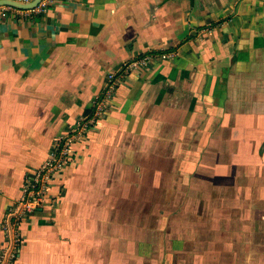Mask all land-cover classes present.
Instances as JSON below:
<instances>
[{
    "label": "crops",
    "instance_id": "obj_1",
    "mask_svg": "<svg viewBox=\"0 0 264 264\" xmlns=\"http://www.w3.org/2000/svg\"><path fill=\"white\" fill-rule=\"evenodd\" d=\"M110 73L126 74L23 223L19 264H154L157 190L196 208L185 264H264L247 241L264 237V0H52L1 18L0 245L25 177Z\"/></svg>",
    "mask_w": 264,
    "mask_h": 264
},
{
    "label": "built area",
    "instance_id": "obj_2",
    "mask_svg": "<svg viewBox=\"0 0 264 264\" xmlns=\"http://www.w3.org/2000/svg\"><path fill=\"white\" fill-rule=\"evenodd\" d=\"M33 0H17L21 4H29ZM52 0H41L33 9H20L11 5H0V19L23 11L43 13L48 10ZM163 55V58H166ZM150 57L144 58L146 62ZM136 62L125 64L124 71ZM120 77V78H118ZM122 74L110 73L107 85L94 102L92 112L76 121L71 129L59 136L49 151L47 159L37 169L31 171L24 180L21 195L8 208L1 222L3 241L0 245V264H19L24 239L22 225L31 218L45 202L52 187L54 176L68 165L73 147L95 129L98 120L102 118L114 93L116 92Z\"/></svg>",
    "mask_w": 264,
    "mask_h": 264
},
{
    "label": "rangeland",
    "instance_id": "obj_3",
    "mask_svg": "<svg viewBox=\"0 0 264 264\" xmlns=\"http://www.w3.org/2000/svg\"><path fill=\"white\" fill-rule=\"evenodd\" d=\"M163 55H166V58H163ZM169 57L168 54H160V58L162 59H167ZM144 64L146 63L144 60H141ZM135 65H131L129 68H127L125 70V72H127L128 70H130L132 67H134ZM124 72V71H123ZM121 74V73H120ZM126 73H124L123 75H125ZM120 78V77H118ZM121 81H123V77L120 79ZM110 106H107L106 110ZM104 116V114L102 115V117ZM207 170L204 171V173ZM161 178L163 176H160ZM178 180V177H177ZM178 183L181 182V180L179 179L177 181ZM185 197H182V195L180 194V192L177 191H158L156 192V202L159 205V207L157 208V220L154 224L155 230L156 232V240H154V242H152V240H145L148 241L146 242L147 246L149 247H156L155 248V252L154 253H149V260H154L153 263L154 264H185L184 259L185 256H188V258H190L189 255H186V253L184 251L180 252L179 248H181V239L184 238L188 241L187 243L190 246H194L196 247L197 245H195V243L197 242V240H193L188 238V236L191 233V227L193 226V224L191 225L190 229L188 231H185L186 226L188 225L187 222L183 221L182 219H180V217L184 216L183 214L193 210V212H195L196 208H190L188 206L182 205V202L184 201ZM170 204V205H169ZM170 206V207H169ZM248 208V207H247ZM248 210V209H247ZM159 211H161L162 213H165L167 215H169V213L171 214V216H167V218H164L163 215H160ZM240 212L237 213V216H239ZM250 212H248L247 216H250ZM169 217V218H168ZM170 219H172V221H170ZM238 219V217H237ZM240 219V218H239ZM238 219V221H239ZM224 223H220V224H227L226 221H223ZM236 224H239V222H237ZM245 224L244 221L240 222V225L243 227ZM247 224V222H246ZM253 225V223H252ZM251 225V226H252ZM202 227H204V225H202ZM208 227H210V225L206 224L205 227V231H207V233L205 235L202 236L204 237V239L206 240V242L208 241H212L210 236H208ZM255 230V229H254ZM254 230L252 229V235L255 234ZM260 234H256L255 236H258ZM261 236V235H260ZM251 239V238H249ZM204 241V240H202ZM250 242L253 241H264V237L263 239L258 237V238H253L251 240H247ZM145 245V246H146ZM144 256V255H143ZM147 256V255H146ZM146 256H144L146 258ZM148 258V257H147ZM149 264L152 263L148 262ZM187 264H190V262H187Z\"/></svg>",
    "mask_w": 264,
    "mask_h": 264
},
{
    "label": "water",
    "instance_id": "obj_4",
    "mask_svg": "<svg viewBox=\"0 0 264 264\" xmlns=\"http://www.w3.org/2000/svg\"><path fill=\"white\" fill-rule=\"evenodd\" d=\"M40 1L41 0H33L29 4H21L19 2L14 1V0H0V5H11V6L18 7L20 9L27 10V9L35 8L39 4Z\"/></svg>",
    "mask_w": 264,
    "mask_h": 264
}]
</instances>
